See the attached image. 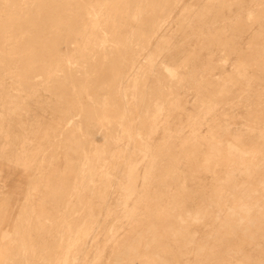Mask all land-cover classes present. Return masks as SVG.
<instances>
[{
  "label": "rangeland",
  "instance_id": "obj_1",
  "mask_svg": "<svg viewBox=\"0 0 264 264\" xmlns=\"http://www.w3.org/2000/svg\"><path fill=\"white\" fill-rule=\"evenodd\" d=\"M81 1L0 0V264H264V0Z\"/></svg>",
  "mask_w": 264,
  "mask_h": 264
},
{
  "label": "bare ground",
  "instance_id": "obj_2",
  "mask_svg": "<svg viewBox=\"0 0 264 264\" xmlns=\"http://www.w3.org/2000/svg\"><path fill=\"white\" fill-rule=\"evenodd\" d=\"M5 1V0H4ZM6 1H10V0H6ZM13 1V0H12ZM16 1V0H15ZM20 1V0H19ZM24 2L26 1V0H23ZM42 1H49V0H42ZM81 1V0H80ZM89 1H91V2H95V3H93V5H97V6H99V7H101V6H103L104 8L103 9H105V10H107L108 12H111V13H115V14H117V15H120L122 18H124V17H128L129 15H131V13H129V12H127V10H126V8H125V0H89ZM22 2V1H21ZM82 2V1H81ZM7 3V2H6ZM11 2H9L8 4H10ZM14 3V2H13ZM15 3H19L18 1L17 2H15ZM23 3V2H22ZM21 3V4H22ZM68 3V2H67ZM84 3H86V2H84ZM83 3V4H84ZM11 5V4H10ZM16 5V4H15ZM88 5V4H87ZM90 5H92V3L90 4ZM13 7V6H12ZM94 7V6H93ZM98 7V8H99ZM51 8V7H50ZM96 7H94L93 9H95ZM85 9V8H84ZM87 9H88V7H87ZM86 9V10H87ZM91 9H92V7H91ZM101 9V8H100ZM13 10V9H12ZM32 11V10H31ZM88 11H89V9H88ZM102 12H103V10H101ZM39 12H40V10H39ZM87 12V11H86ZM92 13H90V14H95V13H93L94 11H91ZM41 13V12H40ZM52 13V12H51ZM50 13V14H51ZM8 14V13H7ZM21 14V13H20ZM19 14V15H20ZM32 14V13H31ZM43 14V13H42ZM49 14V13H48ZM53 14V13H52ZM89 14V13H88ZM98 14V13H97ZM18 15V16H19ZM132 15H133V13H132ZM93 16V15H92ZM101 16V15H100ZM99 16V17H100ZM47 17V16H46ZM98 17V18H99ZM7 18V17H6ZM92 18V17H91ZM91 18H90V20H91ZM93 20V23H95V24H99V19H97L96 18V16L94 15V18H92ZM106 21V20H105ZM94 24V25H95ZM104 24V23H103ZM93 25V24H92ZM100 26V25H99ZM99 26H98V29H99ZM103 26V25H102ZM104 27V26H103ZM102 27V28H103ZM18 28V27H17ZM102 28H101V31H103L104 29H106V32L108 33V34H110L111 36H115V34H116V29H115V26H114V23H110V24H108L107 25V27L105 28H103V30H102ZM97 29V28H96ZM19 31L20 32H24V30H23V27H19ZM101 34H103V32L101 33ZM64 74V73H63ZM74 80V79H73ZM54 83V82H53ZM232 87V86H231ZM81 89V88H80ZM175 90V89H174ZM81 91V90H80ZM177 91V90H176ZM16 94V93H15ZM14 94V95H15ZM12 96H13V94H12ZM81 96V95H80ZM145 97V96H144ZM64 101V100H63ZM8 102V101H7ZM10 102V101H9ZM8 102V103H9ZM76 103V102H75ZM64 104V103H63ZM12 105V104H11ZM75 105V104H74ZM143 106V105H142ZM64 108V107H63ZM61 111V110H60ZM23 112V111H22ZM63 112V111H62ZM61 112V113H62ZM66 112V111H65ZM71 112V111H70ZM6 113H7V111H6ZM59 113V112H58ZM111 113H112V111H111ZM51 114V113H50ZM108 116V115H107ZM68 118V117H67ZM70 119V118H69ZM104 120V119H103ZM110 122V121H109ZM116 125V124H115ZM113 126V125H112ZM99 127H101V126H99ZM102 128V127H101ZM105 128V127H104ZM69 132V131H68ZM114 134V133H113ZM19 136V135H18ZM73 137V136H72ZM235 138V140H236V142L237 143H242L243 142V139H241V137L240 136H235L234 137ZM234 140V139H233ZM72 141V140H71ZM139 142H141V141H139ZM138 142V143H139ZM235 142V141H234ZM233 142V143H234ZM79 143V142H78ZM143 143V142H142ZM148 143V142H147ZM147 143H146V145H147ZM145 144V143H144ZM97 145V144H96ZM236 145V144H235ZM247 146V145H246ZM81 147V146H80ZM261 147H263V146H260L259 148H258V150H261ZM54 148V147H53ZM143 148H144V146H143ZM263 149V148H262ZM257 150V151H258ZM263 152V151H262ZM252 153V152H251ZM255 153V152H254ZM253 153V154H254ZM232 155V154H231ZM230 155V156H231ZM239 155V154H238ZM257 155V154H256ZM225 156V155H224ZM226 156H229L228 154L226 155ZM229 156V157H230ZM233 156V155H232ZM231 156V157H232ZM242 156V155H241ZM258 156H260V155H258ZM257 156V157H258ZM251 157V156H250ZM256 157V156H255ZM254 157V158H255ZM222 158V157H221ZM235 158H237V157H235ZM234 158V159H235ZM249 158V157H248ZM227 159V158H226ZM226 159H223L224 161H226ZM229 159H232V158H229ZM239 159V158H238ZM251 159H253V158H251ZM257 159V158H256ZM222 160V161H223ZM240 161V160H239ZM228 162H229V160H228ZM232 162V161H231ZM230 162V163H231ZM229 163V164H230ZM231 164H233V163H231ZM230 164V165H231ZM122 168V167H121ZM244 168V167H243ZM55 170V169H54ZM73 172V171H72ZM64 175H65V173H64ZM69 180V179H68ZM154 180V179H153ZM67 184V183H66ZM50 185V184H49ZM56 190V189H55ZM133 190V189H132ZM51 196V195H50ZM53 197V196H52ZM63 198V197H62ZM46 199V198H45ZM50 199V198H49ZM53 200H54V198H53ZM49 202V201H48ZM63 203V202H62ZM59 204V203H58ZM52 205V204H51ZM62 206V205H61ZM118 208V207H117ZM219 208V207H218ZM57 209V208H56ZM138 212V211H137ZM1 213V212H0ZM38 214V213H37ZM207 214V213H206ZM5 216H6V213H5ZM199 216V215H198ZM2 218H3V216H2ZM2 218H0L1 220H2ZM49 220V219H48ZM110 220V219H109ZM5 221V220H4ZM20 221V220H19ZM98 221V220H97ZM1 224V223H0ZM127 224V223H126ZM103 225V224H102ZM99 228V227H98ZM37 232V231H36ZM218 233V232H217ZM255 235V234H254ZM103 237V236H102ZM43 238V237H42ZM41 238V239H42ZM92 238V237H91ZM57 242V241H56ZM89 243V242H88ZM43 247V246H42ZM1 251V250H0ZM98 252H99V250H98ZM3 255V254H2ZM65 259V258H64ZM52 260V259H51Z\"/></svg>",
  "mask_w": 264,
  "mask_h": 264
}]
</instances>
